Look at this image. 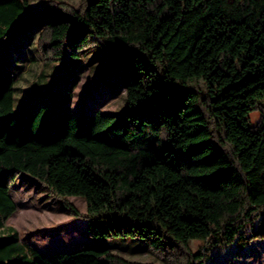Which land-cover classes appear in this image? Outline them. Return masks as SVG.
<instances>
[{"label":"trees","instance_id":"obj_1","mask_svg":"<svg viewBox=\"0 0 264 264\" xmlns=\"http://www.w3.org/2000/svg\"><path fill=\"white\" fill-rule=\"evenodd\" d=\"M33 32L46 65L100 47L106 77L127 57L126 108L75 113L39 94L18 108L17 74L0 69V229L28 174L89 236L143 239L168 264L264 239V0H0V47ZM69 196L86 198L85 215ZM0 259L140 264L109 248L42 253L11 234Z\"/></svg>","mask_w":264,"mask_h":264},{"label":"rangeland","instance_id":"obj_2","mask_svg":"<svg viewBox=\"0 0 264 264\" xmlns=\"http://www.w3.org/2000/svg\"><path fill=\"white\" fill-rule=\"evenodd\" d=\"M49 0H30L33 6ZM79 7L83 0H56ZM38 32L26 35L0 47V69L12 68L17 74V106L28 104L35 94L48 96L53 102H63L72 112L101 110L103 113H121L126 108L124 90L128 58L115 60L108 76L103 67L109 60L100 47L85 51L76 60L46 65L37 49ZM83 66L77 69L76 66ZM74 77V78H73ZM73 78V82L71 84ZM70 87L68 102L66 93ZM119 92V94H117ZM68 98V97H67ZM259 114L252 115L256 124ZM11 196L18 209L0 229V237L17 235L20 244H30L43 253L76 250L81 247L109 248L129 262L140 264H168L143 239L92 237L87 233V220L72 214L62 199L48 193L45 186L28 174L17 177L11 186ZM82 215L87 213L83 196H69ZM202 242L195 239L196 251ZM15 254H22L21 250ZM4 261L0 259V263ZM208 264H264V239L254 240L245 248L236 244L216 247Z\"/></svg>","mask_w":264,"mask_h":264},{"label":"crops","instance_id":"obj_3","mask_svg":"<svg viewBox=\"0 0 264 264\" xmlns=\"http://www.w3.org/2000/svg\"><path fill=\"white\" fill-rule=\"evenodd\" d=\"M30 100V99H29Z\"/></svg>","mask_w":264,"mask_h":264},{"label":"water","instance_id":"obj_4","mask_svg":"<svg viewBox=\"0 0 264 264\" xmlns=\"http://www.w3.org/2000/svg\"><path fill=\"white\" fill-rule=\"evenodd\" d=\"M43 253V252H42Z\"/></svg>","mask_w":264,"mask_h":264}]
</instances>
